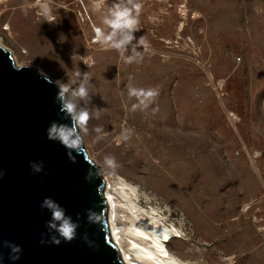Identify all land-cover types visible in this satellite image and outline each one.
Masks as SVG:
<instances>
[{
  "label": "rangeland",
  "instance_id": "obj_1",
  "mask_svg": "<svg viewBox=\"0 0 264 264\" xmlns=\"http://www.w3.org/2000/svg\"><path fill=\"white\" fill-rule=\"evenodd\" d=\"M117 2L0 0V44L69 88L87 73L84 149L126 250L133 204L176 228L181 264H264V0H132L131 63L96 36ZM129 86L158 96L145 108Z\"/></svg>",
  "mask_w": 264,
  "mask_h": 264
},
{
  "label": "water",
  "instance_id": "obj_2",
  "mask_svg": "<svg viewBox=\"0 0 264 264\" xmlns=\"http://www.w3.org/2000/svg\"><path fill=\"white\" fill-rule=\"evenodd\" d=\"M54 82L34 67L17 66L0 44V264H125L110 237L102 169L84 141L72 152L73 162L68 149L47 138L53 121L70 123ZM30 162H42L43 170L35 173ZM46 197L79 224L71 242L52 243L59 237L47 226ZM90 211L99 214L98 222H89ZM12 245L21 251L13 253Z\"/></svg>",
  "mask_w": 264,
  "mask_h": 264
},
{
  "label": "clouds",
  "instance_id": "obj_3",
  "mask_svg": "<svg viewBox=\"0 0 264 264\" xmlns=\"http://www.w3.org/2000/svg\"><path fill=\"white\" fill-rule=\"evenodd\" d=\"M132 3V0H119L111 6L110 15H106L104 23L110 25L111 32L105 36L104 31L101 28L96 29V36L101 41H110V46L116 50L123 49L127 51L128 46H132L131 54L127 56L129 63L133 62L135 55L133 50L136 49L137 44H133L136 39L134 33L138 31L136 28L137 18L132 14V8L128 6ZM44 11L47 13V6H43ZM95 7V0H94ZM132 7L135 8L138 15L142 5L139 0H135L132 3ZM140 39H143L141 37ZM139 39V40H140ZM138 40V41H139ZM138 43V42H137ZM138 52V51H137ZM38 73L45 78L48 82H52L51 77L44 72L43 69H38ZM78 83L75 88L67 87L61 79H56L55 84L58 87L57 100L60 103V111L64 113L70 123H58L53 121L48 129L47 138L49 140L58 141L66 149H68L69 158L75 161V157L72 156L73 151H79L83 144L82 127L86 126L89 118L91 108L89 103L91 100V93L89 92L88 85L90 80L87 73H78ZM128 95L138 100L140 105L145 108L158 96V92L155 89L149 88H137L134 86L128 87ZM136 107V105H134ZM97 111L99 109H96ZM99 131V129H97ZM105 161L108 165L114 166L115 160L111 157H106ZM30 167L35 173H39L43 170V163L30 162ZM42 208H46L51 213V219L48 222V228L58 234L52 237V243L59 244L60 238L66 242H71L76 237V231L79 224L72 220V218L66 215L65 209L61 207L56 201L50 197H46L41 204ZM99 214L89 212V222H98ZM43 243V241H41ZM11 250L13 253H19L21 251L18 245H12ZM18 255H14L13 259H18Z\"/></svg>",
  "mask_w": 264,
  "mask_h": 264
},
{
  "label": "bare ground",
  "instance_id": "obj_4",
  "mask_svg": "<svg viewBox=\"0 0 264 264\" xmlns=\"http://www.w3.org/2000/svg\"><path fill=\"white\" fill-rule=\"evenodd\" d=\"M2 44V43H1ZM261 64H257V68H261ZM105 188V195L108 202V222L111 240L118 247L121 257L125 264H137L136 259L143 264H181L177 256L169 250L167 243L174 238H178L175 227H167L165 222L155 216V213L143 211L141 207H134L132 204V212L135 220L129 232L134 238L129 239L127 250L124 248L119 230L115 227V202L110 193V183ZM122 185V184H121ZM123 188V186H121ZM122 190H125L123 188ZM125 192V191H124ZM137 261V262H138Z\"/></svg>",
  "mask_w": 264,
  "mask_h": 264
},
{
  "label": "built area",
  "instance_id": "obj_5",
  "mask_svg": "<svg viewBox=\"0 0 264 264\" xmlns=\"http://www.w3.org/2000/svg\"><path fill=\"white\" fill-rule=\"evenodd\" d=\"M6 27V26H5ZM5 30H8V28H6Z\"/></svg>",
  "mask_w": 264,
  "mask_h": 264
}]
</instances>
